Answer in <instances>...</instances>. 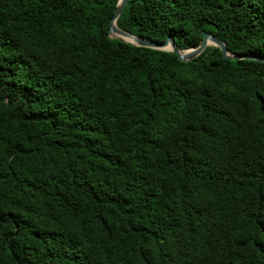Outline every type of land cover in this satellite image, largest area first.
Here are the masks:
<instances>
[{
  "label": "trees",
  "instance_id": "1",
  "mask_svg": "<svg viewBox=\"0 0 264 264\" xmlns=\"http://www.w3.org/2000/svg\"><path fill=\"white\" fill-rule=\"evenodd\" d=\"M116 3L0 0V264H264V63L110 39ZM115 24L264 57V0Z\"/></svg>",
  "mask_w": 264,
  "mask_h": 264
},
{
  "label": "water",
  "instance_id": "2",
  "mask_svg": "<svg viewBox=\"0 0 264 264\" xmlns=\"http://www.w3.org/2000/svg\"><path fill=\"white\" fill-rule=\"evenodd\" d=\"M127 1L128 0H117L114 12L109 19V24H108V29H107V36L110 39H117V40L123 41L125 43H128L136 47L168 51V52L173 53L176 56V59L181 62H189L192 59H194L196 56H198L205 47L213 46L220 50L222 58L224 59H228V60L248 59V60H254V61L264 63V57L262 56L230 54L229 52H227L225 45L218 38H216L215 36H213L212 34L208 32L201 33V40L196 47L186 49V50H179L176 44L174 43L173 39L170 37H166L163 42L156 43L148 39L124 32L118 29L115 23H116L117 17L121 13ZM126 39H130L131 41H128ZM185 51H187V53L182 54Z\"/></svg>",
  "mask_w": 264,
  "mask_h": 264
},
{
  "label": "bare ground",
  "instance_id": "3",
  "mask_svg": "<svg viewBox=\"0 0 264 264\" xmlns=\"http://www.w3.org/2000/svg\"><path fill=\"white\" fill-rule=\"evenodd\" d=\"M126 40L131 41L130 39H126ZM167 48H169V47H167ZM186 53H187V51L183 52L182 54H186Z\"/></svg>",
  "mask_w": 264,
  "mask_h": 264
}]
</instances>
